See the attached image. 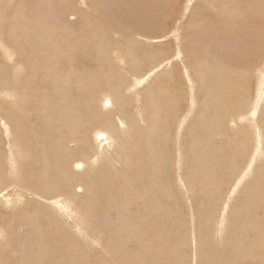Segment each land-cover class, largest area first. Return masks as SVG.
Returning <instances> with one entry per match:
<instances>
[{"label": "rangeland", "instance_id": "obj_1", "mask_svg": "<svg viewBox=\"0 0 264 264\" xmlns=\"http://www.w3.org/2000/svg\"><path fill=\"white\" fill-rule=\"evenodd\" d=\"M3 1V38L9 29L21 27L13 18L15 11L37 18L46 5L43 19L54 29L57 44L44 46L28 29L29 36L19 31L21 47L8 43L10 55L0 48V264H264V149L259 158L254 155L257 142L264 148V47L250 63H240L238 73L232 65L235 57L209 63L219 46L229 54L237 49L231 34L213 35L199 22L204 14L216 18L221 27H230L233 18L241 28L245 20L264 21V0H167L159 22L146 29L149 34L130 24L132 20L118 22L111 10L130 5L127 9L134 11L128 18L143 19L149 7L165 5L163 0H68L77 9L73 11L67 5L60 9L59 0ZM108 1L110 10L101 9ZM100 38L109 43L104 53ZM130 49L145 60L137 67L130 66ZM49 55L57 60V70L71 74L62 88H54L42 76L49 68ZM67 56L70 61L63 58ZM16 60L20 71L12 67ZM212 64L215 72L203 83L199 74ZM52 71H46L50 80ZM10 79L11 85H4ZM13 86L19 91L12 92ZM63 88L74 94L76 113L87 119L80 127L63 126L54 111L42 110L44 95L55 107L53 91ZM172 91L181 95L177 116L164 106ZM118 98L125 104L122 111ZM214 102L239 109L219 114ZM156 107L163 111H157L158 118ZM248 112L253 118L241 119ZM107 121L116 140L105 147L96 142L102 141L97 140L99 132L108 133ZM82 137L87 143H80ZM48 138L61 142L62 155L49 150L54 141L43 151L41 141ZM78 164L88 168L89 175L87 169L76 172ZM201 165L204 170L210 166L207 174ZM56 168L71 172L79 197L51 190L47 194V175L59 180ZM64 199L72 201V208ZM61 207L75 210L69 216ZM35 223L41 230L37 234ZM34 251L39 258L33 259Z\"/></svg>", "mask_w": 264, "mask_h": 264}, {"label": "bare ground", "instance_id": "obj_2", "mask_svg": "<svg viewBox=\"0 0 264 264\" xmlns=\"http://www.w3.org/2000/svg\"><path fill=\"white\" fill-rule=\"evenodd\" d=\"M1 1H3V0H1ZM5 1V0H4ZM3 1V2H4ZM71 1V0H70ZM70 1H68V0H59L58 2H62V4H60V6H59V8L60 9H63V8H65L66 7V5L67 6H69V9L71 10V11H73V10H77V9H75L74 8V6H72L71 4H70ZM151 1H153V0H151ZM158 1H161V0H158ZM219 1H221V0H219ZM111 1H108V2H106L105 4H103L102 6H101V9L102 8H104V9H107V10H110V6H111V3H110ZM163 2L165 3V5H162V4H158L157 6H156V8L155 9H152L151 7H149L150 9L149 10H151L152 9V11H147V13H145V15H143V19H134L133 17H130V18H128V16L129 15H131L132 14V12L134 11V9H133V11H132V9L130 8V11L127 9L128 7L126 6V5H124V9H123V11H121V7H117L116 6V8L114 9V10H111V12H113L114 14L112 15L115 19H117V20H119L118 22H121V21H130V20H132L133 21V23L132 22H130V24H132V25H134L135 26V24L136 25H138V28L139 29H141L142 31H144V33H147V34H149V32H146V29L147 28H149L151 25H152V23L153 22H159V17H160V13H161V11L162 10H164V12H165V10H167V0H163ZM223 2V1H222ZM66 3V4H65ZM113 3V2H112ZM119 3V2H118ZM224 3V2H223ZM226 3V2H225ZM0 5H1V3H0ZM118 5V4H117ZM226 5V4H225ZM49 7V6H48ZM51 7H54V6H52L51 5ZM50 8V7H49ZM114 8V7H113ZM112 8V9H113ZM54 10V9H53ZM59 10V9H58ZM154 10V11H153ZM200 10V9H199ZM56 11V10H55ZM226 11V10H225ZM231 11V10H230ZM163 12V13H164ZM223 12H224V9H223ZM57 13V12H56ZM63 13V12H62ZM163 13H162V15H163ZM225 13V12H224ZM134 14H135V12H134ZM46 15H47V9H46V5H45V8H43L42 7V9H41V14H40V12H39V14H38V17L37 18H33L35 15H29V16H27V17H25V15H23L22 13L21 14H19V13H16V11L14 12V15H13V18H16L17 19V22L20 24V28L18 29V28H15V27H13V28H11V29H9V31H7L5 34H7V36H4V38H3V36H2V33L0 32V48L2 49L1 51H4V52H6L7 53V55H10V52H8L9 51V45H8V43L10 42V44H11V46H19V47H21L22 46V44H21V42L19 41V39L20 38H22L20 35H19V31L21 30L22 32V36L23 35H28L29 36V34H28V32H27V30L28 29H33V34L36 36V37H38L39 39H41L42 40V42L44 43V46H48L49 44H57V42H55L54 40L57 38V36H56V33H55V31H54V29L52 28V27H50L48 24H47V21H44V19L43 18H45V19H47V17H46ZM73 15V14H72ZM225 14H223V16H224ZM55 17V16H54ZM222 17V16H221ZM236 17V16H235ZM247 17V16H246ZM225 18V17H224ZM229 18V17H228ZM233 18V17H232ZM231 18V19H232ZM222 20H223V18H221ZM231 19H229V20H231ZM25 20V21H24ZM50 20V19H49ZM58 20V19H57ZM112 20V19H111ZM143 20H145L147 23L146 24H144L143 23ZM206 20H208V22H209V24H207V22H206ZM255 20V19H254ZM52 21V20H51ZM137 21V22H136ZM204 22V23H206V25H208L209 26V31H212V33L213 32H216V33H225V32H227V34L229 33V34H231V36L233 37V39H234V45L236 46V49H237V51L235 52V53H233V54H229V53H227V51H226V48H221L220 46H219V48H218V51H216L213 55H210L209 53H208V51L206 50V52H204L205 53V56H206V58H208V56L210 55V56H212V59H210V58H208V61H209V63H212L213 61L215 62V63H220V62H222V60L223 59H225V58H229V59H231V58H233V57H235L234 59H233V61H232V65H233V67H235L236 69H234V72H236V73H238L240 70H238L237 69V67H239L240 68V63H241V65H242V63H250V60H253L254 59V57H255V55L258 53V52H260L261 51V49H262V47H264V21L263 20H259L257 23L256 22H254V21H251V20H249V21H246L245 20V23H243V22H240L241 24H242V28H241V26H239V22H238V20H236V19H232V23H231V25H230V27H228V26H222L221 27V25H222V23L220 24L219 23V25L217 26V19L216 18H213V17H211V16H207V15H203V17H202V19L201 20H199V22ZM25 22V23H24ZM223 22V21H222ZM129 23V22H128ZM141 24V25H140ZM86 25H90V21L88 20V22H87V24ZM214 26V27H213ZM203 27V29L205 28L204 26H202ZM99 28H101V27H99ZM104 28V27H103ZM195 28V27H194ZM98 29V28H97ZM199 29H201V28H198L195 32L196 33H199ZM96 30V29H95ZM104 31V30H103ZM204 31L206 32V33H208L207 32V30L206 29H204ZM101 33V32H100ZM152 33V32H151ZM194 33V32H193ZM241 34H244L245 36H243L244 38L242 39V38H240L239 36L241 35ZM92 36H96V34H94V33H92L91 34ZM97 35H98V32H97ZM213 35H215V33H213ZM219 36V35H218ZM217 36V37H218ZM224 36V35H223ZM222 36V37H223ZM227 36V35H226ZM225 36V37H226ZM105 38H107V37H105ZM227 38H230V37H227ZM226 39V38H225ZM100 40V44H99V49H100V51L102 52V53H104L106 50H107V47L109 46V43L105 40V39H102V38H100L99 39ZM232 40V39H231ZM50 41L52 42V43H50ZM228 42H229V40H228ZM230 44V43H229ZM131 46V45H130ZM54 47H58V46H54ZM53 47V48H54ZM190 47V45H188V48ZM127 48V47H126ZM11 49H13V48H11ZM128 50V49H127ZM220 50V51H219ZM239 50H241V51H239ZM61 51V50H60ZM129 52H130V62H131V64H130V66L133 68V67H137V66H139L137 63H138V61H140L141 63L143 62V61H145V60H139L138 58H137V56H135V54H134V51H133V49H130L129 50ZM64 52H63V50H62V54H63ZM65 54V53H64ZM117 54V53H116ZM132 54H134V55H132ZM218 54H220V55H218ZM6 55V56H7ZM12 55V54H11ZM117 56V55H116ZM11 57V56H10ZM12 57H13V55H12ZM11 57V58H12ZM5 58V57H4ZM53 58H55L53 55H49V68L50 69H53L54 71H52L53 72V77L51 78V80L50 79H48L49 77H48V72H46V71H49V68L45 71V72H43V75L42 76H44V78L45 79H47V80H49V83L50 84H52L53 86H54V88H62V84L63 83H65V81H67L69 78H70V73L69 72H66V69H63V70H57V60H55V59H53ZM65 60H71V58H70V56H67V57H63ZM117 58V57H116ZM256 58V57H255ZM6 59V58H5ZM8 60L10 61V58H8ZM12 60H15V59H13L12 58ZM119 60V59H118ZM14 62V61H13ZM152 62V61H151ZM119 63V62H118ZM225 63H227L228 64V62H225ZM224 63V64H225ZM17 65H19V68H20V66H21V63H20V61H18V60H16L15 62H14V65L12 66L16 71H20L19 70V68L17 67V68H15ZM250 65V64H249ZM218 66V65H217ZM23 67V66H22ZM58 68H59V66H58ZM206 68L208 69V73H207V70H206ZM205 68V70H204V72H202V73H200L199 74V78H200V80L203 82V83H208V81L210 80V78H211V76H212V74H213V72H215V69L213 68V64L211 65V66H207ZM13 69V70H14ZM120 69V68H119ZM216 70H217V68H216ZM130 71V70H129ZM232 71H233V69H232ZM243 70H241V72H242ZM21 72H22V70H21ZM74 72V71H73ZM17 74V73H16ZM126 78V77H125ZM20 80V79H19ZM81 81V80H80ZM80 81L77 83V86H79V84H80ZM135 81V80H134ZM138 81V80H137ZM136 81V82H137ZM11 79H10V81L8 82V80H5L4 81V85H6V84H9V86L11 85ZM21 83V82H20ZM263 84V83H262ZM116 85H118V84H116ZM160 85V84H159ZM23 86V85H22ZM63 87H65V86H63ZM5 88V87H4ZM10 90H12V92H13V90H14V92H16V91H19L18 89H17V87H16V90H15V88H14V86L10 89ZM10 90H8L9 91V97L10 98H12L11 96H10ZM25 90V89H24ZM45 90V89H44ZM117 91H118V89H116ZM127 90V89H126ZM159 90H164V87H162V86H160V89ZM5 91V90H4ZM27 91V90H26ZM39 91V90H38ZM172 93H173V95H170V97H164L163 98V100L165 99V98H167L168 99V101H170V102H168V101H166L165 103V105H164V103H163V105L164 106H167L169 109H170V112L173 114V116L175 115V116H177V114H178V111H179V108H178V101H180L181 100V95L179 94V93H177L176 91H172ZM22 94V93H21ZM53 94L55 95V100H57V105L54 107V106H52V103H48L47 102V96H46V94L44 95V97H45V103L43 104V108H42V110H45V109H47L48 108V110H51V111H54L55 112V115L58 117V119L60 118V120L62 121V124L61 125H63V122H64V124H65V126H67L68 128H70V129H72V128H77V127H80L81 126V120L82 121H85L86 122V120L87 119H82V117H81V114H79V113H76L77 111H76V108H75V104H76V102L78 101H76V99L75 100H71V98L74 96V94L70 91V90H65V88H63V90H62V92H60V93H56V92H54L53 91ZM159 94V93H158ZM5 95V94H4ZM8 95V94H7ZM17 95V94H16ZM161 95H164L165 96V94H164V92H161ZM114 96V95H113ZM116 96V95H115ZM212 96V95H211ZM17 97V96H16ZM15 97V98H16ZM163 97V96H162ZM19 98V97H18ZM211 98V97H210ZM210 98H208V102H209V100H210ZM174 99V104L173 105H171L170 103H172L171 102V100H173ZM113 101H114V99H113ZM12 102V101H11ZM153 102V101H152ZM104 104H106V105H109V103H108V101H106L105 100V103ZM111 104V103H110ZM155 104V103H154ZM112 105V104H111ZM124 101H123V99L122 98H118L117 99V106H118V108H119V110L120 111H122V109H123V107H124ZM113 106V105H112ZM111 106V107H112ZM213 107L215 108V110H217L218 109V111H219V114H221V113H229L230 112V110H233V111H236V110H238L239 109V107L238 106H235L234 104H231V105H229V106H227L226 107V105H223V104H220V103H218V102H214L213 103ZM39 108V107H38ZM217 108V109H216ZM18 109V108H17ZM166 109V108H165ZM16 110V109H15ZM153 111V110H152ZM156 112L157 111H161V112H163L161 109L159 110V108L158 107H156V110H155ZM161 112H160V114H161ZM166 112V111H165ZM221 112V113H220ZM216 113H218V112H216ZM249 114V115H248ZM46 115V114H45ZM217 115V114H216ZM49 116V115H48ZM168 116H170V115H168ZM252 117V114L251 113H247V115H245V116H242L241 117V119H243V118H245V117ZM45 117H47V116H45ZM44 117V118H45ZM51 117H53V116H51ZM219 117H220V115H219ZM54 118V117H53ZM155 118H158V112L157 113H155ZM163 118V117H162ZM253 118V117H252ZM251 118V119H252ZM257 118V117H256ZM47 119V118H46ZM96 119V118H95ZM97 119H98V117H97ZM162 120V119H161ZM216 120V119H215ZM215 120H213V121H215ZM237 120H239V117L237 118ZM163 121V120H162ZM250 121V120H249ZM254 121V120H253ZM44 122V121H43ZM58 122H59V120H58ZM88 122V121H87ZM100 122H102V121H100ZM208 122V121H207ZM211 122H212V120L210 119V121L208 122V124H207V126H211ZM240 122V121H239ZM250 122H252V120L250 121ZM47 123V122H46ZM50 123H52L51 121H50ZM221 123V122H220ZM249 123V122H248ZM87 124V123H86ZM113 124H114V120H113ZM119 124V123H118ZM126 125V124H125ZM51 126V125H50ZM64 126V125H63ZM104 126H105V128H107L108 130H107V132L108 133H105V132H99L98 133V135H97V140H102V141H99V142H96L98 145H100V146H103V145H105V144H109V145H111V143L113 144L114 143V141L116 140L111 134H110V131H109V129H111L112 128V124H111V122H109V121H107L105 124H104ZM217 126V125H216ZM84 127V126H83ZM164 127H166L165 125H164ZM252 127L253 128H257V125L256 124H253L252 125ZM66 128V127H65ZM98 128V127H97ZM163 128V127H162ZM81 129V128H80ZM84 129H85V127H84ZM88 129V128H87ZM8 133V132H7ZM151 133H154V132H151ZM87 134V133H86ZM82 136H84L85 137V135H84V133L82 134ZM261 136H262V133H261ZM53 137H54V135H53ZM56 137V136H55ZM84 137H82V140H81V142L80 143H83V144H85V143H87V140L86 139H84ZM145 137V136H144ZM155 137L157 138V137H159L158 135L156 136L155 135ZM220 137V136H219ZM263 137V136H262ZM55 139V138H54ZM258 139H260V135L258 134V137H257V140ZM49 141H54L53 139H46V140H43V141H41V145L44 147L45 146V144L46 143H48ZM197 141H198V139H197ZM203 142V141H202ZM208 142V141H207ZM95 143V142H94ZM152 142H148L147 144H151ZM242 143V142H241ZM50 144H52V147L49 149V150H51V152H53L54 153V156H58V155H62L63 153H64V151H63V149L60 147V144H61V142H56V140L54 141V142H50ZM165 144V143H164ZM204 144V143H203ZM209 144L211 145L212 143H210L209 142ZM12 145V144H11ZM202 145V144H201ZM48 146H50V145H48ZM148 146V145H147ZM204 146V145H203ZM203 146H201V147H203ZM105 147H106V145H105ZM109 147V146H108ZM206 147H207V144H206ZM206 147L204 148V150H206ZM210 147H212V146H210ZM13 148H14V145H13ZM98 148H99V146H98ZM114 148V147H113ZM151 148H153V147H151ZM213 148V147H212ZM220 147H217L216 149H219ZM223 148V147H222ZM243 148V147H242ZM11 149V148H10ZM208 149H210V148H208ZM263 149L264 148H262V146H261V143H259V142H257L256 144H255V150H254V155H257V158H259V156L263 153L262 151H263ZM45 150V147H44V149H43V151ZM101 150V149H100ZM150 150V154H151V156L154 158V152H153V150L152 149H149ZM202 150V149H201ZM211 150V149H210ZM213 150V149H212ZM211 150V151H212ZM209 151V150H208ZM208 151H206V152H208ZM214 151H215V148H214ZM217 151V150H216ZM10 152V151H9ZM12 152V151H11ZM205 152V151H204ZM14 153V152H13ZM83 153H85V150H81V154H83ZM216 153H218V152H216ZM45 153L43 152V155H44ZM208 154H209V152H208ZM42 155V156H43ZM46 155V154H45ZM44 155V156H45ZM67 155V154H66ZM14 156V155H13ZM12 156V157H13ZM160 156V155H159ZM197 156V155H196ZM85 157V156H84ZM206 157V156H205ZM208 157V156H207ZM211 157V156H210ZM209 158V157H208ZM10 159V158H9ZM93 159L94 158H92V159H90V161L92 160V162L94 163V161H93ZM160 159V158H159ZM200 159H202V157L200 158ZM231 159V158H230ZM11 160V159H10ZM206 160V159H205ZM209 160V159H208ZM47 160H45V166H44V168L46 169V170H48L51 166H50V164L49 163H47L46 162ZM157 161V160H156ZM232 161V160H231ZM214 163V162H213ZM11 164V163H10ZM12 164H13V162H12ZM15 164V163H14ZM53 164H56V162H53ZM95 164V163H94ZM93 164V165H94ZM58 165V164H57ZM56 165V166H57ZM65 165V164H64ZM196 165V164H195ZM12 166H14V165H12ZM11 166V168H13ZM55 166V167H56ZM76 166H77V164H76ZM190 166V165H189ZM212 166V165H211ZM78 167H79V169H75V171L76 170H78V171H76V172H79L81 169H87L86 171H84L86 174L85 175H89V172H88V168H85V167H81L80 166V164H78ZM88 167V166H87ZM198 167V166H197ZM201 167H202V171L204 170L203 169V166L201 165ZM223 167V164H222V166H221V168ZM194 168V167H193ZM196 168V167H195ZM217 168V167H216ZM15 169V168H14ZM74 169V168H73ZM205 169H210V166H209V168H205ZM2 170V169H1ZM13 170V169H12ZM56 170H57V172H59V174H60V176H59V180L57 179V180H55L54 178H50V177H48V175H47V181L46 180H44V178H43V180L44 181H46V188H47V190H46V192H47V194H48V191L49 190H51L50 192H52V193H60V194H69L71 197H73L72 199H76L77 197H79L78 195V192H77V188H76V183L75 182H73V180H75L74 179V177L72 176V175H70V173L71 172H67V170H64V169H62V168H56ZM156 170H158V169H156ZM201 170V169H200ZM199 170V171H200ZM208 170H204L205 172L207 171L208 172ZM14 171V170H13ZM43 171V170H42ZM90 171V170H89ZM199 171H197V172H199ZM203 171V172H204ZM207 172H206V174H207ZM219 172V171H218ZM225 172H227V171H225ZM229 172H230V170H229ZM232 172V171H231ZM53 173H55V172H53ZM202 173V172H201ZM212 173V171L209 173V174H211ZM57 174V173H56ZM75 174V173H74ZM213 174V173H212ZM227 174H229V173H227ZM50 175H51V172H50ZM58 175V174H57ZM75 175H77V174H75ZM79 175V174H78ZM202 175V174H201ZM204 175H205V173H204ZM203 175V177H206V176H204ZM221 175V174H220ZM232 175V174H231ZM0 176H1V172H0ZM80 176V175H79ZM210 176H212V175H210ZM217 176V175H216ZM46 177V176H45ZM208 177V176H207ZM223 177V176H222ZM227 177V176H226ZM248 176H246V178H247ZM19 178V177H18ZM56 178V177H55ZM78 178V177H77ZM76 178V179H77ZM189 178V177H188ZM199 178V177H198ZM201 178H202V176H201ZM200 178V179H201ZM229 178V177H228ZM46 179V178H45ZM187 179V178H186ZM204 178H202L201 179V181L203 180ZM213 179V178H212ZM226 179V178H225ZM225 179H223V180H225ZM3 180V179H2ZM207 180H209V178L207 179ZM256 180V179H255ZM195 181V180H194ZM193 181V182H194ZM77 182V181H76ZM79 182V181H78ZM191 182V181H190ZM203 183H204V181H202ZM205 182H207L206 180H205ZM1 183V182H0ZM44 182H42V184H43ZM192 184V183H191ZM195 184V183H194ZM215 184V183H214ZM193 185V184H192ZM217 185H218V183H217ZM9 186V185H8ZM44 186V185H43ZM40 187V186H39ZM193 187V186H192ZM208 187H210V186H208ZM222 187L223 186H221V189H222ZM45 188V187H44ZM214 188V187H213ZM217 188H218V186H217ZM39 189V188H38ZM224 189V188H223ZM41 190V189H40ZM220 190V189H219ZM218 190V191H219ZM207 191V190H206ZM217 191V192H218ZM219 192H221V190L219 191ZM97 194V193H96ZM122 194V193H121ZM214 196V195H213ZM47 197V196H46ZM117 197H119V196H117ZM66 198H69V197H66ZM217 198H218V196H217ZM157 199V198H156ZM8 200H10V199H8ZM120 200V199H119ZM11 201V200H10ZM49 201V200H48ZM65 201H66V203H65ZM121 201V200H120ZM14 202V201H13ZM53 202V201H52ZM63 202L67 205V207L68 208H72V206L73 205H71L72 203V201L71 200H69V199H64L63 200ZM5 203H7V201H5ZM15 203V202H14ZM74 203V202H73ZM123 203V202H122ZM54 204V203H53ZM64 204V205H65ZM117 204H118V202H117ZM156 204V203H155ZM9 205V204H8ZM61 205H63V203L61 204ZM57 206V205H56ZM58 206H60V205H58ZM153 206H155V205H153ZM157 206V205H156ZM167 207V206H166ZM209 207H210V205H209ZM123 208V207H122ZM61 209H63V211H68L69 213V216H71V214L72 213H74V210L73 209H71V210H68V209H65V208H63V207H61ZM156 209V207L154 208V210ZM58 210V209H57ZM156 210H158V209H156ZM62 211V212H63ZM147 211V210H146ZM152 211V210H151ZM62 212H61V214H62ZM150 212V211H149ZM156 212V211H155ZM60 213V212H59ZM64 214V213H63ZM150 214H151V212H150ZM157 214V213H156ZM76 216H77V214H76ZM156 216V215H155ZM154 216V217H155ZM79 217V216H78ZM97 217V216H96ZM119 217V216H118ZM153 217V218H154ZM157 217V216H156ZM164 218V217H163ZM149 220L151 219V218H148ZM147 219V220H148ZM222 219V218H221ZM148 220V221H149ZM119 222V221H118ZM150 222V221H149ZM152 222V221H151ZM121 223V222H120ZM146 223V222H145ZM3 224H4V222H3ZM119 224V223H118ZM150 224V223H149ZM34 225V227H32V228H34V233H38V232H41V230H39V228H36V223L35 224H33ZM145 225V224H144ZM148 225V224H147ZM40 226V225H39ZM146 226V225H145ZM31 227V226H30ZM149 227V226H148ZM142 228V227H141ZM145 228V227H144ZM41 229V228H40ZM146 229V228H145ZM144 229V230H145ZM31 230V229H30ZM30 230H29V232H30ZM118 230V229H117ZM143 230V231H144ZM30 233H32V232H30ZM43 233V232H42ZM36 234H35V237H36ZM41 234V233H40ZM28 235V234H27ZM32 237V236H31ZM28 238V237H27ZM30 239V238H29ZM28 239V240H29ZM35 239V238H34ZM36 239H39V237L38 238H36ZM40 240V239H39ZM42 240V239H41ZM36 241V240H35ZM30 242V241H29ZM36 242H38V241H36ZM40 242V241H39ZM38 242V243H39ZM32 244H33V242H31ZM41 244H42V242H41ZM26 245V244H25ZM27 245H29V244H27ZM26 245V246H27ZM25 246V248H28V247H30V246H28V247H26ZM35 246V245H34ZM33 246V248H35L36 246H37V248H38V244L34 247ZM41 247V246H40ZM44 247V246H43ZM43 247H41L42 249H44ZM30 249V248H29ZM39 249V248H38ZM262 249V248H261ZM23 250V249H22ZM27 250V249H26ZM32 249H30V251H31ZM41 250V249H40ZM45 250H47V249H45ZM49 250V249H48ZM27 251H29V250H27ZM26 251V252H27ZM50 251V250H49ZM58 251V250H57ZM38 250H37V254H38ZM41 252V251H40ZM33 254V256L35 255L36 257L38 256V255H36V252L34 251V252H32ZM35 253V254H34ZM50 253V252H49ZM52 253V252H51ZM23 254V253H22ZM25 254V253H24ZM27 255H28V252L26 253ZM31 253H29V255H30ZM43 254V253H42ZM42 254H40V255H42ZM46 254H48V252L46 253ZM34 256V257H35ZM42 256H45V255H42ZM47 256V255H46ZM49 256V255H48ZM25 257V256H24ZM33 257V259H36V257L34 258ZM40 256H38L37 258H39ZM25 258H27V257H25ZM41 259H43L44 260V258L43 257H41ZM28 260H30V258L28 259ZM32 260V259H31ZM46 260V259H45ZM25 261V260H24ZM27 262V261H26ZM26 262H25V264H26ZM30 262V261H29ZM38 262V261H37ZM36 262H34V264H35ZM31 264H33L32 262H31ZM41 264V263H40Z\"/></svg>", "mask_w": 264, "mask_h": 264}]
</instances>
